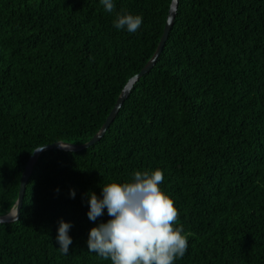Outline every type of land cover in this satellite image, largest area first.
Instances as JSON below:
<instances>
[{"label": "trees", "instance_id": "1", "mask_svg": "<svg viewBox=\"0 0 264 264\" xmlns=\"http://www.w3.org/2000/svg\"><path fill=\"white\" fill-rule=\"evenodd\" d=\"M172 0H0V215L34 149L87 142L153 55ZM143 16L136 33L117 13ZM162 169L189 237L175 264H264V0H178L154 66L101 138L40 153L0 264H112L87 248L88 194ZM75 191V197L70 196ZM71 222L67 255L56 242Z\"/></svg>", "mask_w": 264, "mask_h": 264}, {"label": "clouds", "instance_id": "2", "mask_svg": "<svg viewBox=\"0 0 264 264\" xmlns=\"http://www.w3.org/2000/svg\"><path fill=\"white\" fill-rule=\"evenodd\" d=\"M99 3L108 13L115 9L114 0ZM142 23V15L125 12L117 13L113 26L136 33ZM163 180L162 169L136 171L131 182L101 187L99 197L95 192L89 193V220L96 221L105 209L110 219L90 229L88 251L112 264H175L182 259L189 247V237L183 225L176 226L179 211L170 195L160 188ZM70 196L75 197L74 190H70ZM71 227V222L59 221L56 242L64 255L72 244Z\"/></svg>", "mask_w": 264, "mask_h": 264}, {"label": "water", "instance_id": "3", "mask_svg": "<svg viewBox=\"0 0 264 264\" xmlns=\"http://www.w3.org/2000/svg\"><path fill=\"white\" fill-rule=\"evenodd\" d=\"M177 1L178 0H172L170 3L168 14L166 16L165 25L163 27L161 37L159 39V42L157 44V47H156L153 55L145 63V65L139 70V72L136 73L135 75H133L132 77H130L128 79V81L125 83V85L122 88L119 96L117 97V100H116L113 108L110 110L108 116L106 117V119H105L104 123L102 124V126L100 127V129L85 143L73 144V143H68L65 141L58 140V141H55V142H52L49 144H45V145H42V146L35 148L33 153L31 154V156L29 157L28 161L26 162L24 169L21 173L18 195H17V198L14 202V205L11 207V209L8 212L0 215V223L14 221L18 218L19 210L21 207L22 198H23V194H24V190H25V185H26L28 178L31 174L33 165L36 162L40 153H42L43 151L48 150V149H62V150H67V151L81 150V149H84V148L92 145L96 141H98L101 138V136L105 133L107 127L109 126V124L113 120V118L116 115L120 105L122 104L123 100L127 96L128 92H129L130 88L132 87V85L134 84V82L154 66V64H155V62H156V60H157V58H158V56H159V54L163 48L165 40L167 39L169 30L172 26L173 19L175 16L176 7H177ZM59 142L64 144V145H67V146L66 147L62 146ZM39 148H43V149L36 151Z\"/></svg>", "mask_w": 264, "mask_h": 264}]
</instances>
